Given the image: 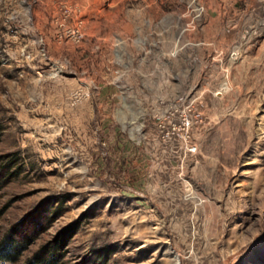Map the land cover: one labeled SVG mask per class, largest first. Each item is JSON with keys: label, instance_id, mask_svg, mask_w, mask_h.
Listing matches in <instances>:
<instances>
[{"label": "rangeland", "instance_id": "1", "mask_svg": "<svg viewBox=\"0 0 264 264\" xmlns=\"http://www.w3.org/2000/svg\"><path fill=\"white\" fill-rule=\"evenodd\" d=\"M0 169V264H264V0H0Z\"/></svg>", "mask_w": 264, "mask_h": 264}, {"label": "trees", "instance_id": "2", "mask_svg": "<svg viewBox=\"0 0 264 264\" xmlns=\"http://www.w3.org/2000/svg\"><path fill=\"white\" fill-rule=\"evenodd\" d=\"M5 172V169H0V183ZM35 231H37L36 228L32 231L30 229L22 230L17 228L10 230L0 242V259L4 261L14 260V257L18 255L21 250L25 249L35 237ZM56 243L57 241L55 244ZM60 249L61 248L58 245L43 246L28 260L26 264H55L56 259L62 256Z\"/></svg>", "mask_w": 264, "mask_h": 264}, {"label": "built area", "instance_id": "3", "mask_svg": "<svg viewBox=\"0 0 264 264\" xmlns=\"http://www.w3.org/2000/svg\"><path fill=\"white\" fill-rule=\"evenodd\" d=\"M186 102V103H185ZM193 101H184L182 104L168 103L165 110L162 111L164 119H168V124H195L199 120V112L195 108ZM161 117V116H160ZM157 118V116H156ZM189 152H195L196 146L189 144L186 146Z\"/></svg>", "mask_w": 264, "mask_h": 264}]
</instances>
